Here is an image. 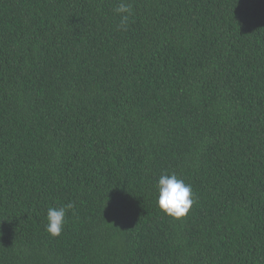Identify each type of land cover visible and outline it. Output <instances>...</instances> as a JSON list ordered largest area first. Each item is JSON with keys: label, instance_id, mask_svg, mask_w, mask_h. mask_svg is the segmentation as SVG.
<instances>
[{"label": "trees", "instance_id": "obj_1", "mask_svg": "<svg viewBox=\"0 0 264 264\" xmlns=\"http://www.w3.org/2000/svg\"><path fill=\"white\" fill-rule=\"evenodd\" d=\"M124 2L0 0V264H264V0Z\"/></svg>", "mask_w": 264, "mask_h": 264}, {"label": "clouds", "instance_id": "obj_2", "mask_svg": "<svg viewBox=\"0 0 264 264\" xmlns=\"http://www.w3.org/2000/svg\"><path fill=\"white\" fill-rule=\"evenodd\" d=\"M116 12L121 15L120 27L127 30L129 17L132 15L131 5L121 0L116 7ZM159 195L158 206L169 216L174 218L184 217L193 204V192L190 184L179 178L175 173L162 174L157 184ZM75 207L74 203L69 202L63 206L50 207L47 210L46 231L53 237L61 235L67 212Z\"/></svg>", "mask_w": 264, "mask_h": 264}]
</instances>
